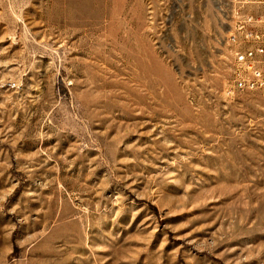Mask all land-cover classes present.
I'll use <instances>...</instances> for the list:
<instances>
[{"label": "rangeland", "instance_id": "obj_1", "mask_svg": "<svg viewBox=\"0 0 264 264\" xmlns=\"http://www.w3.org/2000/svg\"><path fill=\"white\" fill-rule=\"evenodd\" d=\"M229 9L0 0V264H264V92H231Z\"/></svg>", "mask_w": 264, "mask_h": 264}, {"label": "built area", "instance_id": "obj_2", "mask_svg": "<svg viewBox=\"0 0 264 264\" xmlns=\"http://www.w3.org/2000/svg\"><path fill=\"white\" fill-rule=\"evenodd\" d=\"M225 12L229 27H234L230 42L234 50L231 92H264V0H227ZM263 64V71H256Z\"/></svg>", "mask_w": 264, "mask_h": 264}, {"label": "bare ground", "instance_id": "obj_3", "mask_svg": "<svg viewBox=\"0 0 264 264\" xmlns=\"http://www.w3.org/2000/svg\"><path fill=\"white\" fill-rule=\"evenodd\" d=\"M256 71H263V69H259V68H257V66H256Z\"/></svg>", "mask_w": 264, "mask_h": 264}]
</instances>
